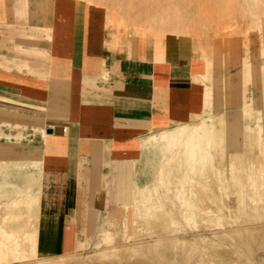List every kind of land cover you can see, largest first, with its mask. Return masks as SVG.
<instances>
[{"label": "crops", "instance_id": "obj_1", "mask_svg": "<svg viewBox=\"0 0 264 264\" xmlns=\"http://www.w3.org/2000/svg\"><path fill=\"white\" fill-rule=\"evenodd\" d=\"M118 41L98 6L0 0V138L26 139L39 152L34 251L40 258L82 247L81 231L96 226L98 215L120 209L134 186L148 185H140L142 167H156L148 135L188 123L204 109L205 84L194 77L206 72V62L191 37L167 33L155 46L147 38ZM253 68L248 58L247 92L230 85L231 146L243 136L239 109L244 115L263 88ZM178 131H162L161 141L197 162L209 128Z\"/></svg>", "mask_w": 264, "mask_h": 264}, {"label": "rangeland", "instance_id": "obj_2", "mask_svg": "<svg viewBox=\"0 0 264 264\" xmlns=\"http://www.w3.org/2000/svg\"><path fill=\"white\" fill-rule=\"evenodd\" d=\"M80 1L103 9L118 42L147 38L155 46L167 33L191 37L206 62L194 77L205 84L204 109L149 134L156 167L147 172L143 163L140 182L148 185L98 215L96 226L81 231L82 247L52 258L34 251L40 160L27 154L39 152L26 139L0 138V264H264V0ZM248 58L263 88L244 115L239 109L243 136L231 146L229 90L235 83L242 93L250 89ZM192 127L211 134L197 162L161 141L162 131Z\"/></svg>", "mask_w": 264, "mask_h": 264}, {"label": "bare ground", "instance_id": "obj_3", "mask_svg": "<svg viewBox=\"0 0 264 264\" xmlns=\"http://www.w3.org/2000/svg\"><path fill=\"white\" fill-rule=\"evenodd\" d=\"M253 70H254V68H253ZM255 71V70H254ZM257 76V75H256ZM256 79H258V78H256ZM262 81V80H261ZM257 102V101H256ZM260 106V105H259ZM235 121V120H234ZM179 132V131H178ZM185 133V132H184ZM192 133V132H191ZM171 139V138H170ZM34 153V152H33ZM37 153V152H36ZM29 155H33V156H29L30 158H32V159H34L35 161H37L38 160V157H40V156H38L37 154L36 155H34V154H32V153H28ZM27 154V155H28ZM2 155H4V153H0V156H2Z\"/></svg>", "mask_w": 264, "mask_h": 264}, {"label": "built area", "instance_id": "obj_4", "mask_svg": "<svg viewBox=\"0 0 264 264\" xmlns=\"http://www.w3.org/2000/svg\"><path fill=\"white\" fill-rule=\"evenodd\" d=\"M65 130H66V128H65V127H63V128H62V131H65Z\"/></svg>", "mask_w": 264, "mask_h": 264}, {"label": "water", "instance_id": "obj_5", "mask_svg": "<svg viewBox=\"0 0 264 264\" xmlns=\"http://www.w3.org/2000/svg\"><path fill=\"white\" fill-rule=\"evenodd\" d=\"M47 132H50V129H47Z\"/></svg>", "mask_w": 264, "mask_h": 264}]
</instances>
